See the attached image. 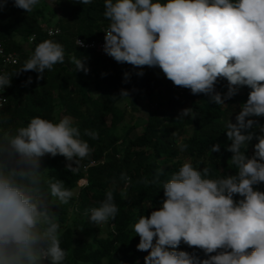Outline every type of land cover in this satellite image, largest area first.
<instances>
[{"label":"clouds","instance_id":"9594fccd","mask_svg":"<svg viewBox=\"0 0 264 264\" xmlns=\"http://www.w3.org/2000/svg\"><path fill=\"white\" fill-rule=\"evenodd\" d=\"M8 2L0 0V11ZM12 3L32 13L40 0ZM103 16L110 22L103 31V51L117 63L159 67L174 86L205 94L217 105H225L239 87L250 89L235 123L227 124L231 143L225 150L235 174L213 176L208 167L200 170L185 161L162 183L160 206L130 225L139 236L137 250L147 253L144 264H264V190L259 188L264 184V125L255 119L264 117V0H104ZM76 45L84 46L79 39ZM69 59L76 72H89L84 58ZM64 61L63 46L45 40L15 75L36 71L42 79ZM124 76L127 81L130 74ZM12 77L0 73V89L11 86ZM219 79L228 82L225 94L215 90ZM120 96L129 97V92L121 90ZM5 103L0 95V107ZM184 118L195 119V111L182 109L177 120ZM83 136L96 140L99 133L86 128ZM177 147L184 152L189 146L180 142ZM92 151L70 116L58 121L35 116L26 126L0 128V264H64L67 252L49 197L67 204L73 194L63 180L46 179L41 159L63 156L66 170L75 174ZM211 151L218 153L220 145ZM162 174L159 169L145 183L160 185ZM120 179L126 189L130 178L121 173ZM120 195L126 197V191ZM118 213L113 189L99 206L85 210L97 226ZM181 243L207 258L178 250Z\"/></svg>","mask_w":264,"mask_h":264},{"label":"trees","instance_id":"16d2710c","mask_svg":"<svg viewBox=\"0 0 264 264\" xmlns=\"http://www.w3.org/2000/svg\"><path fill=\"white\" fill-rule=\"evenodd\" d=\"M41 1L47 6L46 0ZM54 2L57 8L50 6L47 10L52 18L59 16V22L54 26L62 31L55 36L48 35L44 21H38L27 13L15 22L0 26V40L7 50H15L19 55L18 64L11 69V86L6 87L8 102L0 108V128L26 126L35 116L55 121L54 113L59 105L73 119L74 125L81 130L82 138L93 149L92 154L81 161L75 174L66 170L63 156L41 159L40 166L45 170L46 179L63 180L65 188L71 192L78 188L77 195H72L67 204H59L55 198L49 197L50 201L56 202L53 211L60 224L61 247L67 252L64 264H144L147 253L137 250L139 236H135L130 225L141 215H149L153 208L160 206L162 183L169 180L185 161H190L200 170L208 167L213 176L235 174L230 162L231 153L225 148L231 143L227 139V124L230 120L235 123L237 111L232 110L229 99L225 100V105H217L210 102L209 96L193 95L189 89L182 98L171 90L170 80L165 75L159 77L144 73L138 76L136 73L142 69L117 63L113 58H105L91 49L77 46V38L96 39L103 28L108 27L110 22L103 16L104 0H93L89 5L76 3V0ZM13 10L21 9L14 7L9 0L0 11V22L6 21ZM11 31L28 41L31 49L26 50L22 43L6 37ZM32 36L34 39L30 41ZM45 40L63 46L64 63L56 64L51 71L46 70L42 79H37L39 74L36 71L15 75L35 47ZM71 56L84 58L89 72H76L69 59ZM125 73L130 74L127 81ZM216 84L227 91V80L219 79ZM121 90H127L129 97H121ZM238 90L244 93L242 105L250 89L242 86ZM139 98L148 99L153 108L148 113L145 129L132 135L136 118L133 112L138 111ZM123 99H128L132 111L120 107L118 102ZM186 107L195 111L196 118L177 120L180 111ZM255 119L264 125V118ZM86 128L97 131L99 138L92 140L83 136ZM180 142L188 144L186 151H179L177 144ZM256 142L253 140L249 144L247 155L253 154L252 145ZM214 144L220 145L218 153L211 151ZM159 169H163L161 184H146L145 181H152ZM121 173L130 178L126 189L120 179ZM81 179H86V183L78 186ZM259 188L264 190V184ZM109 189L114 190V203L119 213L115 220L106 224V235H98L93 241L76 236V230L66 224V206L80 209L85 215L86 209L99 206ZM121 191H126V197H121ZM86 218L88 220V216ZM178 250L195 251L201 259L207 258L203 251L183 243Z\"/></svg>","mask_w":264,"mask_h":264},{"label":"rangeland","instance_id":"374dc122","mask_svg":"<svg viewBox=\"0 0 264 264\" xmlns=\"http://www.w3.org/2000/svg\"><path fill=\"white\" fill-rule=\"evenodd\" d=\"M47 6H44V1L40 0V4L36 7V9L32 13H27V15L31 16L34 19H37L38 21H44L45 26H53L59 22V16H56L54 18L51 17L50 12L47 10L48 7H54L57 8V3L54 2V0H46ZM23 13H25L23 10H13L10 12V15L8 16L6 21L0 22V26L3 27L6 23H12L15 22L17 18H19ZM6 37L13 38L16 42L22 43L24 45V48L26 50L31 49V44L28 43V41L23 40L20 34L17 32L11 31L7 33ZM141 71L143 73H150L152 75H156L159 77H163V72L159 69V67H147L145 66ZM162 81V80H160ZM215 90L217 92H220L221 94H225L227 91H225L224 88L219 87V85H215ZM244 93L242 90H238L237 94L232 97L230 100V104L232 106V110H236V114L241 110V100ZM55 103L58 105L59 100L56 97ZM190 104V102H188ZM120 107H126L129 111L131 110L130 104L128 99H123L118 102ZM187 104V106L189 105ZM153 108V105L150 103V101L146 98H139L138 101V111L133 112L135 115V121H134V130L132 132V135L142 132L145 129L147 119H148V113L150 109ZM63 116H67L63 111L62 108L58 105L54 117L55 121L59 120ZM264 118V117H261ZM86 183V179H81L78 182V186L83 185ZM78 188L74 189L72 191L73 196L77 195ZM51 199V198H50ZM53 203L52 210L54 205L56 204L55 201H51ZM66 213V224L73 227L76 230V236L84 238L88 241H93L94 238L98 235H106V224L102 225H94L87 220L86 216L84 215L83 211L80 209H76L70 206H66V210H64Z\"/></svg>","mask_w":264,"mask_h":264},{"label":"built area","instance_id":"2783aa9c","mask_svg":"<svg viewBox=\"0 0 264 264\" xmlns=\"http://www.w3.org/2000/svg\"><path fill=\"white\" fill-rule=\"evenodd\" d=\"M107 27L103 28V31L106 29ZM61 28L56 27V26H48L46 28V32L48 33L49 36H55L59 33H61ZM102 31L101 35L93 40H88L85 38H77L79 40H81L83 42L84 46H79L80 48H84V49H91L93 50L95 53H97L98 55L105 57V58H111L110 56H108L104 51H103V44H104V35L105 33ZM34 36H32L30 38V41H33ZM19 62V55L18 52L15 50H7L6 47L4 46L3 42L0 40V73H8L11 76V69L17 65ZM169 86L171 88V90H173L178 96L180 97H184L187 90L185 88L182 87H177L174 86L173 83L171 81H169ZM0 95H3L4 97H6L7 102H8V96L6 94V88L5 89H0ZM6 105V103L3 105V107ZM2 108V107H0Z\"/></svg>","mask_w":264,"mask_h":264}]
</instances>
